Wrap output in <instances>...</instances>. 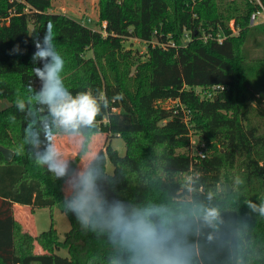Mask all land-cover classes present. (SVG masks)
<instances>
[{
    "label": "trees",
    "instance_id": "1",
    "mask_svg": "<svg viewBox=\"0 0 264 264\" xmlns=\"http://www.w3.org/2000/svg\"><path fill=\"white\" fill-rule=\"evenodd\" d=\"M218 2L98 0V22L106 21L101 30L52 11V0H0V99L11 102L0 109L2 130L9 132L12 120L24 138V129L35 119L39 150L47 144V132L52 128L47 106L32 104L33 117L28 107L20 112L16 101L26 98L19 97L18 90L38 89L32 55L49 29L69 72L64 79L66 87L73 94L91 90L109 100L95 126L75 135L83 137L82 146L71 159L66 158L69 164L63 178L40 171L35 164L37 149L25 142L11 160L0 150V264H57L55 252L62 248L68 250L71 264H126V250L114 245L106 232L81 226L65 209L79 179L70 193L64 191V185L88 151L85 139L96 132L105 133L106 142L84 171L95 169L96 190L104 201L133 207L163 206L184 215L189 224L186 239L192 246V264H252L253 256L258 264H264V215L248 206L264 202V126L252 123L243 112L253 82L241 62L247 58L240 55L242 43L233 35L228 20L233 18L234 28L243 37L260 35L263 44L264 23L250 22L258 7L255 0H246L244 8L230 11ZM261 2L264 5V0ZM129 37L140 38L147 51L142 61H134L136 71L126 83L120 63L131 57L132 51L126 47ZM17 44L22 54L11 52ZM87 49L93 50L94 57H85ZM138 56L135 51L136 59ZM97 57L107 60L109 68ZM257 62L259 69L264 68V59ZM214 85L224 88L214 91L211 98L198 90ZM163 100L174 103L161 106ZM259 113L264 115L261 110ZM191 129L202 133L208 149L211 139L218 145L211 155L202 158L191 151L178 152L190 148ZM52 130L56 142L69 135ZM142 134L146 135L143 148L139 145ZM119 135L127 145L125 155L111 143L112 137ZM157 145H162L158 157L153 151ZM2 146L15 148L8 139ZM239 158L243 183L238 192L227 193L223 200L212 199L207 180L219 181L223 166L233 165ZM108 160L114 165L113 173L107 170ZM184 173L190 174L187 180L181 178ZM15 203L32 209L58 206L69 217L71 228L61 239L52 224L36 235L42 252L21 253L16 245ZM211 208L219 212L215 227L202 219L201 209ZM23 237L22 244L28 246L27 234Z\"/></svg>",
    "mask_w": 264,
    "mask_h": 264
},
{
    "label": "clouds",
    "instance_id": "2",
    "mask_svg": "<svg viewBox=\"0 0 264 264\" xmlns=\"http://www.w3.org/2000/svg\"><path fill=\"white\" fill-rule=\"evenodd\" d=\"M51 29L36 44L32 62L37 65L35 77L39 88L27 98L16 101V107L24 112L31 105L47 106L52 128L69 135H79L81 129L95 126L102 108H107L108 98L91 90L73 94L65 85L63 73L65 59L53 43ZM12 53L22 54L20 45H14ZM122 98V97H121ZM14 119V118H13ZM35 119L24 129V142L37 149L35 164L46 167L56 178L67 175V162L55 143L56 133L50 128L47 144L40 151L41 140L34 129ZM97 174L88 168L80 174L78 190L65 203V209L75 215L84 228L106 232L112 243L129 254L126 264H192V246L187 242L189 231L187 218L163 206H128L120 201L107 203L96 190ZM243 183L242 180L239 181ZM254 212L264 215V202L259 206L249 203ZM203 221L212 227L219 222L215 208L201 209ZM114 264H119L115 261Z\"/></svg>",
    "mask_w": 264,
    "mask_h": 264
},
{
    "label": "rangeland",
    "instance_id": "3",
    "mask_svg": "<svg viewBox=\"0 0 264 264\" xmlns=\"http://www.w3.org/2000/svg\"><path fill=\"white\" fill-rule=\"evenodd\" d=\"M217 3L218 6H223L226 9L225 10H233L235 7L238 9L244 8L247 3L246 0H218ZM88 4V5H87ZM52 5L56 8H53L52 11H58L63 12L77 20H82L83 23L88 24L89 26L95 28V29H101L103 30V26L99 24V16L97 13L98 7H96L95 4L89 6V2L87 0H52ZM63 9H66L64 11ZM238 9L236 11H238ZM91 16L92 21L87 20V17ZM233 18L231 20H228V23L230 27L233 29L235 37L239 39V42L242 43V48L244 49L242 52H240L241 57L246 55L247 58L245 61H241L243 65L248 67L249 72L251 73L250 79L253 82V86L250 87L248 90L249 96L247 95L245 97V102L243 104V112L248 118L249 121L252 123L261 125V127L264 126V115H260V110L264 112V68L259 69V63L257 62L259 59H264V44L262 43V38L259 36L257 37H243V34L240 33L237 29L233 26ZM103 23V22H102ZM101 26V27H100ZM146 43L141 41L138 37H129L126 40V47L131 52V57L122 59L120 63V70L123 75L126 76V79L124 82H128L130 77H132L136 71V63L135 60L142 61L146 57ZM241 48V49H242ZM135 51L139 52V56L136 59L135 57ZM61 55L64 58L63 53L61 52ZM86 58L94 57L93 50L87 49L84 53ZM99 60V63H103L105 67L109 68L108 61L104 58L97 57ZM142 59V60H141ZM242 60V58H239V61ZM131 67L130 73H128L129 67ZM67 68V67H66ZM66 68L63 73V77L65 79L67 73ZM253 72V73H252ZM39 84V83H38ZM199 89V88H198ZM197 90V88H196ZM18 93L19 97H28L32 94V91L30 89H20ZM174 102L171 100H163L160 102L161 106L169 107L172 106ZM11 104L9 99L2 98L0 99V109L6 108ZM248 121V122H249ZM9 132H5L1 128L0 124V145H2V141L9 140L14 144V149H12L15 153L17 151L20 153L21 147L24 143V138L22 137L21 132H19V127L16 123H14L12 120L10 122ZM64 135V133L62 134ZM143 136H146L145 134H142L139 136V138L142 137V140H140L139 145L140 147H144L145 145V139ZM61 137V136H59ZM107 135L103 132H96L94 134H91L90 137L86 138L84 141V148L88 151L86 154L82 155L79 159L76 171L78 173H81V170L85 167L86 163L83 161L85 159H88L89 156L92 154L94 156L96 152L99 150L100 147L104 146L106 142ZM202 133L199 132L196 129H191V145L190 148H181L178 150V152L184 153L187 151H191L192 154L197 155L198 147L201 142ZM64 141L60 143V141L57 140L56 144L57 147L63 150L61 152L62 158L66 160L67 157L70 159L80 150L83 142V137L80 136V138H76L75 135H64L62 137ZM147 139V138H146ZM111 143L114 148H116L121 155H125L127 152V145L125 142L124 137L122 136H113ZM211 145H207L206 153L212 154L216 147L218 145L214 146L213 139H211ZM214 143V144H213ZM64 144L65 147H62ZM11 149V148H10ZM162 145H157L154 147V153L155 156L158 157L159 153L161 152ZM143 152V151H142ZM93 158V157H92ZM69 162H67L68 166ZM107 170L109 173L114 172V165L113 163L108 160L107 161ZM40 171H48L46 167H39ZM243 164L242 159L239 158L236 160L235 164L229 165L225 164L222 168V174L219 181H214L213 179H208L207 183L210 184V186L207 188L211 195L213 196L212 199L214 200H223L225 199V195L227 193H237L240 187V180L243 178ZM44 169V170H43ZM45 171V172H46ZM54 176V175H53ZM73 177V176H72ZM71 177V178H72ZM190 177L189 173L182 174V179L187 180ZM79 179V178H78ZM78 179H72L70 182H67L64 185V191L70 190L72 187L73 189V183L75 184L78 182ZM73 181V182H72ZM75 181V182H74ZM233 181V182H232ZM72 182V183H71ZM63 187V186H62ZM79 187V186H78ZM78 187L76 188V191L78 190ZM229 188V190H228ZM73 191V190H72ZM66 192V193H67ZM70 193V192H68ZM23 207H16L15 213H17V225H16V241H17V249L19 252H42V247L37 243L36 241V235L40 234L42 231L49 229L52 224L57 230V233L61 239L65 237V234L67 231L71 228V222L69 217L66 213L62 212L61 209L58 206L54 207H38L35 209L29 208L27 205H22ZM27 234L29 238V245L26 246L22 244V241L24 240L23 234ZM258 246H256L257 249ZM57 255V264H71L70 260H67V257H69L68 250L65 248H62L60 250H57L55 252ZM252 264H258L257 259L255 256H253L251 260Z\"/></svg>",
    "mask_w": 264,
    "mask_h": 264
},
{
    "label": "built area",
    "instance_id": "4",
    "mask_svg": "<svg viewBox=\"0 0 264 264\" xmlns=\"http://www.w3.org/2000/svg\"><path fill=\"white\" fill-rule=\"evenodd\" d=\"M256 4L258 5V7L251 13L250 16V22L251 24H261L264 23V5L261 2V0H255ZM88 22L92 21L91 16L87 17ZM106 25V21H103L102 26L103 28ZM205 39H207V37H205ZM221 40V38H220ZM224 86L222 85H214L211 88H199V92L204 96V97H213L214 95V91L218 90V89H223ZM207 144L205 141L201 142L199 147H198V151H197V156L200 157H206L207 153Z\"/></svg>",
    "mask_w": 264,
    "mask_h": 264
},
{
    "label": "crops",
    "instance_id": "5",
    "mask_svg": "<svg viewBox=\"0 0 264 264\" xmlns=\"http://www.w3.org/2000/svg\"><path fill=\"white\" fill-rule=\"evenodd\" d=\"M88 2H89V6L90 5H93V4H95L96 5V7H98V9H97V13H98V16H99V4H98V0H87ZM88 5V4H87ZM53 8H56L55 6H53L52 7V10H53ZM64 11H66V9H63ZM58 12V11H57ZM61 13H63V12H61ZM92 154L89 156V158L88 159H85L83 162L84 163H86V165H85V167L88 165V163L90 162V160L92 159ZM44 170V169H43ZM84 171V168L81 170V173ZM81 173H78L77 171H76V174L74 173V175H73V177L69 180V181H71L72 179H78L79 177H80V174ZM53 175V174H52ZM68 181V182H69ZM73 182V181H72ZM75 182V181H74ZM72 190V187L70 188V190H68V192H70ZM66 191V190H65ZM67 192V191H66ZM67 192V193H68ZM16 207H23L22 206V204H18V203H15V208ZM29 207V206H28ZM30 208V207H29ZM16 217H17V213H16Z\"/></svg>",
    "mask_w": 264,
    "mask_h": 264
},
{
    "label": "water",
    "instance_id": "6",
    "mask_svg": "<svg viewBox=\"0 0 264 264\" xmlns=\"http://www.w3.org/2000/svg\"><path fill=\"white\" fill-rule=\"evenodd\" d=\"M37 87L39 88V84H38ZM249 89H250V88H249ZM0 150H1V152L4 154V156H5V158H6L7 160H11V158L13 157V154H14V151H13L12 149L0 145ZM228 190H229V188H228Z\"/></svg>",
    "mask_w": 264,
    "mask_h": 264
}]
</instances>
